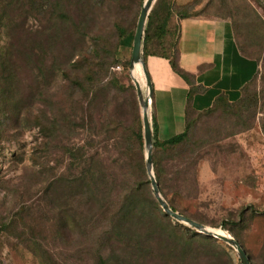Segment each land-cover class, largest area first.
Wrapping results in <instances>:
<instances>
[{
    "label": "rangeland",
    "instance_id": "1",
    "mask_svg": "<svg viewBox=\"0 0 264 264\" xmlns=\"http://www.w3.org/2000/svg\"><path fill=\"white\" fill-rule=\"evenodd\" d=\"M165 1L172 15L163 42L169 51L178 13L219 15L233 24L240 50L259 64L248 92L257 103L192 116L191 145L161 165L166 202L207 230L231 235L254 264H264V0ZM143 2L106 0L100 7L89 0H0V110L20 118L6 124L0 116V264H96L100 248L104 264H163L159 251L169 253L167 264H241L234 247L218 239L214 246L207 234L138 203L120 223L123 237L109 232L101 239L117 208V187L132 182L117 167L113 141L135 107L142 123L136 80L151 119L149 91L140 67L132 73L127 39ZM116 24L126 28V38ZM152 49L164 51L156 42ZM87 74L99 81L93 94L86 90ZM75 77L86 85L71 98ZM60 111L72 124L54 134L27 124ZM148 211L154 213L142 215ZM184 226L199 235L187 238L179 232ZM150 231L141 244L137 237ZM136 238L135 252L146 245L156 260L131 256Z\"/></svg>",
    "mask_w": 264,
    "mask_h": 264
},
{
    "label": "crops",
    "instance_id": "2",
    "mask_svg": "<svg viewBox=\"0 0 264 264\" xmlns=\"http://www.w3.org/2000/svg\"><path fill=\"white\" fill-rule=\"evenodd\" d=\"M175 50L144 58L151 80L156 137L183 131L187 108L202 111L218 96L234 103L257 74L259 64L238 48L231 21L219 15L174 17ZM185 74V78L182 74Z\"/></svg>",
    "mask_w": 264,
    "mask_h": 264
},
{
    "label": "trees",
    "instance_id": "3",
    "mask_svg": "<svg viewBox=\"0 0 264 264\" xmlns=\"http://www.w3.org/2000/svg\"><path fill=\"white\" fill-rule=\"evenodd\" d=\"M22 1H24V0H22ZM89 1L91 3L99 5L100 7H103V4L106 3V0H89ZM34 3H35V0H31L30 5L34 4ZM6 5H8V4H6ZM169 8H170V5L165 0H156L155 1L154 5H153L148 17H147V20L145 22L144 29H143V35H142V40H141V55L143 56V59L148 55H161V56L168 57L167 52H172L173 49L175 50V48H174L175 42L171 45L172 48H170V51H169V48L167 49V47L163 43L165 40V37L168 35V32H169L168 22L170 21V19H172V15L169 14ZM193 15H197V13L196 12L178 13L176 16H177V18H183V17L193 16ZM115 29L119 32V35L121 37L123 36L124 38H126L125 36L128 35L126 28H123V27L116 24ZM133 35L127 37V39H129L130 43H131V41H133ZM154 42H156V45H158V47L162 48V50H164V51H162L161 53L156 52L154 49H152V51H151L150 46ZM237 46H238V44H237ZM238 48H239V46H238ZM239 50H240V48H239ZM240 51L242 52V50H240ZM243 54L245 56H247L245 53H243ZM250 58H252V57H250ZM77 68H78V64L76 66V69ZM182 75L185 78H187V80H188V77H186V75L184 73ZM256 75H255V77H256ZM87 76L89 77L91 82H89V84L87 83L86 90L89 91V93L93 94L94 92H96V87L99 86V81H96V79L93 78L90 74H87ZM255 77L242 88L241 97L234 103L228 102V100L224 96L221 95V96H218L214 100V103L211 107H209L205 110L195 111L194 109L187 108V111L185 114V125H184L183 131L180 132L179 134H176V135L170 137V138L160 140L156 137L153 116H151L150 125H151V134H152L153 172H154L155 180L157 181V184L159 186V190H160V192H161V194L165 200L167 199V194L163 188L164 187L163 182H162L163 172L161 170L162 169L161 165H162V162L165 158L172 156L173 154H176L175 153L176 151H180V150L182 151L185 148H187L189 145H191V134L190 133H191V124H192L191 118H192V116L194 114H197V113L200 114V113L208 112L209 110H212V108L215 106L227 107V106H232V105H235V106L240 105L243 108H249L251 105L253 106V104L257 103V99L253 95H252L253 97L250 96V94L248 92H249V87L251 86ZM95 81H96V83H95ZM70 82L73 83V84L70 83L71 87H72V90L70 93L71 98L75 94H77L75 91L76 87H77V91H78V89H84L85 90L84 85H86V84H84V81L78 80V77H75L74 80H72ZM93 96L94 95H92L89 98V101H90V99L93 98ZM129 113H130V111H129ZM131 113H132V119H131L130 123L128 124V126H124V128H123L124 133L119 138H116L113 142H114V151L118 155V158L116 160L117 167L118 168L123 167L124 171L123 172L120 171V172L122 174L124 173L123 176H128L129 179L132 180V182H127V186L120 185L117 187V190H118V192H117V197H118L117 208L111 209L109 221L107 220V224L105 225L106 229L102 230L100 232L102 240L106 239L105 236L109 232H114L118 238L123 237L125 235L124 229L122 227H120V223L122 220H124L125 213H126L128 207L131 203H138L140 206L143 207V209L148 208V206H150L157 213L162 214V219H166L165 214H163L164 212L162 211L158 202L155 200V198L153 196V193H152V190L150 187V181L147 178V175L145 172V164H144V157H143V148L144 147H143L141 118L138 115L136 107L134 108V110H132ZM65 114H67V113H65L64 111H60V113L58 115H54V119L47 118L45 115H43V116H40L39 118H36L35 121H33L31 123H27V124L28 125H34V126L38 127L39 131L41 133H43L44 136L49 135L52 131L54 134V131L60 130L64 123L66 125L72 124V122H70L71 119L69 117H67ZM0 116L3 117L6 124H11V123H16V124L18 123L19 124L20 123L19 116H18L19 119H17V116L15 117L13 112H1V110H0ZM43 117L45 119H43ZM120 125H124V122L121 123ZM128 162H131V165ZM136 172L141 173L140 176L142 179L139 176H137ZM127 173L129 175H127ZM86 186H89V184H86ZM167 203H168V201H167ZM68 206H66V207H68ZM169 206L175 212H177L176 209L172 205H169ZM70 207H71V205H70ZM70 209H71L70 214L74 215V211L72 210V207ZM123 213H124V215H123ZM150 213L152 214L154 212L148 211V212H146V214L142 213V215L146 216L147 214H150ZM179 214L189 217V215H187L186 213H180L179 212ZM142 217H141V219H142ZM242 218L243 217L240 214V221ZM104 220H106V218ZM169 221L170 220H168V222ZM103 226L104 225H100V228H102ZM226 226H227V223H225V222L221 223V227L223 229H226ZM168 227H170L171 232L178 234V232L175 231V228L171 224L168 225ZM179 232H181L187 238H191L193 236L199 235L198 232H196V230H194V229L191 230L186 226H184L183 231H179ZM149 234H151V231L146 233L142 237H137L141 240V244L146 241V238ZM130 238L133 240L132 237H130ZM207 238L210 239L211 243L214 246H217V247L220 246L218 244V241L216 238H213L210 236H208ZM106 240H108V239H106ZM140 240L137 239L133 242L134 243V246H133L134 250L130 251L132 253L131 256L135 255L136 258L137 259L140 258V260L143 259L144 257L149 256L150 260H156V258H155L156 256L153 254V251L146 248L145 247L146 245L144 246V248H142L138 252H135V249L138 248L140 245L139 244ZM99 245L101 247H104V242L99 241ZM100 249L98 251V255L95 254V256L98 257V261L96 262V264H104L106 261L105 255H103V254H102V256L100 255V253H102V250H100ZM167 252H169V251H167ZM216 254H217V252L216 253L214 252V255H216ZM246 254H247L249 260L251 261L249 254L248 253H246ZM122 255L126 256V255H130V254L128 252H126V253H122ZM160 256L162 257L160 259H162L164 261L163 264H167V262H165V260L169 259V257H170L169 253L165 254V255H160V251H159V257ZM171 256H172V259L177 258L173 255H171ZM159 257H158V260H159ZM117 258H118V256H116L115 260L117 262H120V263H123L122 261H125V262L127 261V260H117ZM136 264H138V263H136ZM168 264H175V263L169 262ZM176 264H177V262H176ZM228 264H231V263H228ZM251 264H254V263L251 261Z\"/></svg>",
    "mask_w": 264,
    "mask_h": 264
},
{
    "label": "water",
    "instance_id": "4",
    "mask_svg": "<svg viewBox=\"0 0 264 264\" xmlns=\"http://www.w3.org/2000/svg\"><path fill=\"white\" fill-rule=\"evenodd\" d=\"M156 0H144L141 9L139 11V15L136 22L135 32L133 35L132 41V49H131V56H130V65L133 67L134 63H140L142 75L145 81V84L149 91V96L152 91L151 80L149 74L146 69L145 61L141 55V40L143 35V29L147 17L154 5ZM135 88L138 95V99L142 108V125H143V139H144V148L146 150L145 153V168L148 178L150 180V185L152 188V193L155 200L160 205L162 211L170 216L171 218L188 224L190 227L197 229V231L203 232L208 236L221 240L222 242L227 243L228 245L234 247L236 252L239 256V260L241 264H251L245 250L239 244V242L233 238L231 235L225 233H218L214 231L207 230V228L199 222H196L184 215H181L175 212L169 204L166 202L164 197L162 196L157 181L155 180L154 172H153V165H152V134H151V125H150V117L148 115V102L147 98L144 99L141 95V89L139 82L135 81Z\"/></svg>",
    "mask_w": 264,
    "mask_h": 264
},
{
    "label": "bare ground",
    "instance_id": "5",
    "mask_svg": "<svg viewBox=\"0 0 264 264\" xmlns=\"http://www.w3.org/2000/svg\"><path fill=\"white\" fill-rule=\"evenodd\" d=\"M137 66H139V67H140V70H141V65H140V63L135 62L134 65H133L132 73H133L134 69L137 68ZM134 78H135V77H134ZM135 79H136V78H135Z\"/></svg>",
    "mask_w": 264,
    "mask_h": 264
}]
</instances>
